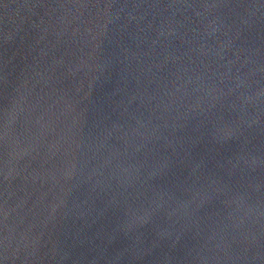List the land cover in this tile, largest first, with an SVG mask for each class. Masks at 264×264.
Returning a JSON list of instances; mask_svg holds the SVG:
<instances>
[{
    "label": "water",
    "instance_id": "95a60500",
    "mask_svg": "<svg viewBox=\"0 0 264 264\" xmlns=\"http://www.w3.org/2000/svg\"><path fill=\"white\" fill-rule=\"evenodd\" d=\"M0 264H264V0H0Z\"/></svg>",
    "mask_w": 264,
    "mask_h": 264
}]
</instances>
